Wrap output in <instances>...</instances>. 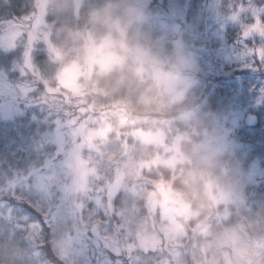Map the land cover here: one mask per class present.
<instances>
[{"label": "rangeland", "instance_id": "obj_1", "mask_svg": "<svg viewBox=\"0 0 264 264\" xmlns=\"http://www.w3.org/2000/svg\"><path fill=\"white\" fill-rule=\"evenodd\" d=\"M151 1L146 0L145 7ZM158 2L154 8L146 9L150 16L149 27L166 47L173 48L180 43L194 55L198 68L197 86L202 81L198 73L203 70L212 73L214 68L219 67L241 71L234 81L237 84L248 82L244 88L248 100L231 114L218 117L216 122L226 136L231 152H264V62L258 58V54L264 55V38L255 35L247 41L242 39V26L250 21L232 19V6L222 9L220 0L202 2L188 23L185 21V10L190 0H166L167 8L161 4L164 0ZM46 3L47 0H43L44 6ZM181 22L187 26L184 33L191 40L188 44L181 37ZM40 24L42 20L39 24L37 20L33 22V29L28 35L29 49L32 45L31 50H34V45L43 41L47 50L54 53L50 32ZM196 30L200 35L195 34ZM256 31L264 33V24ZM15 35L16 47L22 46V33L17 31ZM3 37L1 48L11 43L7 32ZM257 40L259 43L254 45ZM196 41L200 43L198 49H195ZM208 48L210 55H207ZM252 49H256L258 54H251ZM92 59L95 61L96 58ZM134 59L137 63L135 73L143 81L149 79L153 86L147 90L145 109L156 105L158 110H171L174 104L181 102L173 78L163 71V62L158 57L135 49ZM99 62L108 71L113 66L120 69L123 64L122 58L115 53L104 54ZM25 65L32 67L29 59H25ZM77 75L74 67H65L59 75L58 84L69 92L81 95L73 105L78 106L82 115L86 107L79 105L87 102V93ZM18 89L0 80V123L6 129L10 127L7 130L11 127L15 130V121L27 116L29 113L26 111H29L32 120L30 123L22 122L25 129L32 131L35 114L42 111L21 108L19 99L28 97L29 85L19 86ZM103 106H97L96 111L100 115L91 113L82 123H78L79 114L71 116L52 112L39 123L35 121L34 132L38 133V139L31 136L35 145H27L28 150L23 156V160H32L31 165L20 170L13 167L8 171L2 170L4 182L8 183L17 176L26 180L27 176L39 174L44 169L45 197L54 198L67 218L82 215L84 224L91 221L110 264H260L264 256V217L258 215L257 218L242 219L235 226L224 225L232 212H249L256 204L257 199L251 200L245 188L264 184V169L259 161L254 160L246 170L237 169L228 184L219 185L213 179L204 180L202 199L207 200V210L193 209L182 193L162 182H154L148 176L158 166L175 168L190 161L181 150V141L185 137L177 135L167 144L162 130L138 129L131 131V142L110 145V133H115L112 139L117 144L120 128H126L134 121H128L129 113L122 108L115 107L113 110ZM247 108L253 109L254 113H248ZM107 112L114 116L110 121L105 116ZM248 115L257 117L259 127L245 124ZM191 145H194L198 159L218 156L207 139ZM193 196H196L195 193ZM258 205L261 208L264 202ZM202 213L204 218L198 220ZM0 218L9 221L4 226L11 237L17 232L23 238L30 251L31 264H48L36 248L39 241L32 231H25L24 225L10 218L7 212H0ZM191 221L194 223L189 226ZM212 223L218 227L215 231L211 229ZM67 245V232H58L53 247L59 257L66 254ZM258 255L260 257L257 258ZM66 264H71L70 257Z\"/></svg>", "mask_w": 264, "mask_h": 264}, {"label": "trees", "instance_id": "obj_2", "mask_svg": "<svg viewBox=\"0 0 264 264\" xmlns=\"http://www.w3.org/2000/svg\"><path fill=\"white\" fill-rule=\"evenodd\" d=\"M208 0H190L188 7L185 10V21L188 23L193 18V14L197 12L200 4ZM238 0H220L222 9L233 6ZM261 0H256V3H260ZM158 0H152L146 9L154 8L158 5ZM163 7L167 8L166 0L161 3ZM15 5L17 9L23 6L25 12V19L22 22V27L17 31L22 33L20 40L22 46H18L14 51L5 52L0 50V80L4 83L11 84L14 88L22 85H29L30 92L25 99H19L21 108L37 109L42 111L38 115L35 114V118L38 123L39 120L47 118V114L62 113L76 116L79 114L78 123H82L85 117H89L91 113L100 115L99 111H96L103 107L115 110L116 108L126 110L128 114V121L133 119L134 123L126 128H120V139L113 141L115 136L114 132L110 133V145H120L122 142H131L130 133L138 129L157 131L162 130L166 136V143H171L175 136L183 135L185 138L181 141V150L190 158L189 162L180 163L175 168H165L158 166L151 173L149 177L154 182H162L165 186H169L172 190L182 193L186 200L191 203L193 209L207 210V200L203 197L202 184L204 180L213 179L216 184L225 185L235 176L237 169L246 170L254 160H258L260 166L264 169V152L261 150H253L249 152H242L241 150H235L231 152L229 161H222L219 157H213L209 159H198L197 152L194 151V145L192 143H198L200 140L195 139L197 135L196 129L189 122V117L184 110L181 102L174 104V108L166 110L164 108L158 110L156 105H149L147 109L145 103V97L148 96L149 89L153 86L148 80H141L135 73L137 63L134 59L135 50L123 48L118 55L122 58L123 64L120 69L116 68L118 76H120L127 84L128 91L118 89L116 91L109 92L107 94L93 90L91 84L85 85L84 89L87 93V102L82 103L79 106L81 108L86 107V111L81 115L79 113L78 106H74L73 102L80 99V94L69 92L62 88L58 84V78L62 71V61L58 60L59 52H50L47 50L46 43L38 41L32 45L29 49L28 35L30 30L33 29V22L35 20L40 23L42 20L43 27H46L50 32V43L55 49L57 43V31L65 22L64 18L58 15L50 1L47 0L44 6L43 0H0V11H3L6 7ZM44 6V7H43ZM194 21V19H193ZM2 23V22H0ZM149 27V26H148ZM187 28L181 22V37L185 44L191 42L187 39L184 30ZM191 30V28H189ZM149 30L152 32L151 27ZM192 31V30H191ZM7 31H0V36H3ZM196 30L195 34L200 35ZM155 36V34H154ZM248 43H253L248 41ZM257 40L254 45L258 44ZM198 41L194 43L195 49H198ZM192 48V47H191ZM194 48V47H193ZM0 49L1 46H0ZM207 55H210V48ZM205 58L204 55H201ZM25 59H29L31 66L25 65ZM17 67L26 73L23 77H19L15 70L14 63ZM111 71V70H110ZM203 72V73H202ZM198 73L202 80L198 86H196V95L198 97L197 104L202 113H211L215 119L224 114H231L233 111L238 110L245 104L248 97L245 94V85L248 82L244 81L237 84L234 79L237 75H241V71L231 68L221 69L219 67L214 68L212 73L206 70ZM259 75V74H258ZM83 84V81H79ZM19 90V89H18ZM75 94V95H74ZM71 99V101H69ZM109 99V100H108ZM94 105H97L94 107ZM92 106V108H90ZM116 107V108H115ZM68 110V111H66ZM248 113H254L253 109L247 108ZM32 111V110H31ZM97 112V113H96ZM29 113V111H26ZM25 115L22 118H18L14 126V130H7L5 125L0 123V184H4L3 171H8L10 167L18 170L24 169L31 165L32 160H23L24 152L28 150L27 145H35L32 135L35 139H38V133H35V121H32V131L25 129L23 122L30 123L33 116ZM34 115V114H33ZM67 115L66 119H68ZM108 121L111 117H114L110 113H106ZM23 121V122H22ZM34 124V125H33ZM27 125V124H26ZM259 127V123L256 125ZM39 130L42 131V128ZM161 152V151H160ZM196 154V155H195ZM245 192L248 194L251 200H256V204L250 208L249 212L240 211L232 212L231 216L225 221L226 226H235L242 219H252L264 217V205L259 208V203L264 202V184H260L255 188L253 186H247ZM195 193V197L193 194ZM194 197V198H193ZM258 203V204H257ZM144 210L141 211L143 213ZM260 211V214H257ZM212 213V212H211ZM210 213V214H211ZM4 214V213H3ZM204 213L199 216L198 220L204 218ZM264 219V218H263ZM8 220L0 218V250H5L11 247V254L16 258L15 264H31L29 259V250H27L26 243L23 242V238L17 234V232L10 236L9 230L4 224H8ZM1 223L3 225H1ZM194 221H191V226ZM215 224L212 223L211 229L216 230ZM264 232V231H262ZM20 237V238H19ZM38 243L36 248L38 249ZM34 249V248H33ZM25 250V251H24ZM39 250V249H38ZM40 252L42 260L48 264H61L57 253L55 256L46 252Z\"/></svg>", "mask_w": 264, "mask_h": 264}, {"label": "clouds", "instance_id": "obj_3", "mask_svg": "<svg viewBox=\"0 0 264 264\" xmlns=\"http://www.w3.org/2000/svg\"><path fill=\"white\" fill-rule=\"evenodd\" d=\"M50 4L65 20L57 31L55 45L62 67H74L78 81L91 84L95 91H128L116 72L118 66L108 71L99 62L100 57L107 53L119 55L123 48L151 53L163 62V71L173 78L189 122L199 134L194 138L207 139L219 159L229 161L231 147L226 136L215 117L202 113L197 104L198 68L194 55L180 43L168 48L152 34L146 0H50ZM15 260L10 246L0 250V264H15Z\"/></svg>", "mask_w": 264, "mask_h": 264}, {"label": "snow or ice", "instance_id": "obj_4", "mask_svg": "<svg viewBox=\"0 0 264 264\" xmlns=\"http://www.w3.org/2000/svg\"><path fill=\"white\" fill-rule=\"evenodd\" d=\"M23 6L19 9L15 5L6 7L0 11V31L6 30L11 41L10 45L0 50L5 52L14 51L16 48V35L18 28L22 27L25 19ZM250 21L242 26V39L247 41L250 37L259 35L264 38V33H258L257 28L264 24V0L256 3V0H238L232 6V19ZM4 39L0 36V41ZM251 54L257 55L256 49L251 50ZM258 58L264 62V55ZM15 70L19 77L26 75L21 71L16 62ZM46 180V172L41 169L39 174L27 176L26 180L17 176L8 183L0 184V212H7L10 218H15L24 225L25 231H32L38 243V249L55 256L56 249L53 247V241L58 232L66 231L68 236V245L65 249V255L56 257L61 264H66L69 257L71 264H110L109 259L105 257V249L100 245L96 236V230L93 229L91 221L84 224V217L71 219L56 203L55 199H48L43 193V187Z\"/></svg>", "mask_w": 264, "mask_h": 264}, {"label": "water", "instance_id": "obj_5", "mask_svg": "<svg viewBox=\"0 0 264 264\" xmlns=\"http://www.w3.org/2000/svg\"><path fill=\"white\" fill-rule=\"evenodd\" d=\"M258 123V119L254 115H248L245 119V124L249 127L255 126Z\"/></svg>", "mask_w": 264, "mask_h": 264}, {"label": "flooded vegetation", "instance_id": "obj_6", "mask_svg": "<svg viewBox=\"0 0 264 264\" xmlns=\"http://www.w3.org/2000/svg\"><path fill=\"white\" fill-rule=\"evenodd\" d=\"M256 257L258 258V257H260V256L258 255V256H256ZM260 264H264V256L262 257Z\"/></svg>", "mask_w": 264, "mask_h": 264}]
</instances>
